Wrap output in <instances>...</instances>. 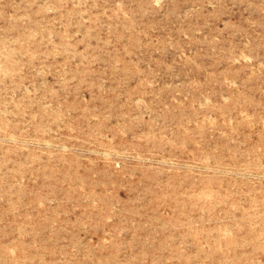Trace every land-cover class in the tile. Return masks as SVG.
I'll use <instances>...</instances> for the list:
<instances>
[{"label":"rangeland","instance_id":"374dc122","mask_svg":"<svg viewBox=\"0 0 264 264\" xmlns=\"http://www.w3.org/2000/svg\"><path fill=\"white\" fill-rule=\"evenodd\" d=\"M0 264H264V0H0Z\"/></svg>","mask_w":264,"mask_h":264},{"label":"bare ground","instance_id":"6f19581e","mask_svg":"<svg viewBox=\"0 0 264 264\" xmlns=\"http://www.w3.org/2000/svg\"><path fill=\"white\" fill-rule=\"evenodd\" d=\"M26 91V90H25Z\"/></svg>","mask_w":264,"mask_h":264}]
</instances>
